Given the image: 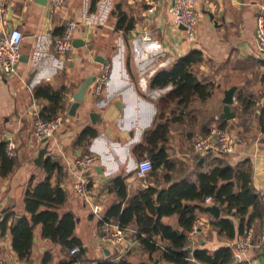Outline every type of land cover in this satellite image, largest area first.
<instances>
[{
  "label": "crops",
  "instance_id": "1",
  "mask_svg": "<svg viewBox=\"0 0 264 264\" xmlns=\"http://www.w3.org/2000/svg\"><path fill=\"white\" fill-rule=\"evenodd\" d=\"M50 1L41 4L36 0H7L4 12L6 25L17 26L24 37L18 72L7 75L0 70V140L17 143L13 156L16 165L7 175L0 173V223L8 214L16 219L30 217L25 210V190L29 183H39L49 176L51 183L60 185L67 196L56 210L61 216L66 212L75 215L73 233L84 247L73 264H99L122 257L132 264L150 259L155 264H171L160 251L144 249L132 225L127 226L128 238L119 245L103 243L100 238L102 218L117 220L106 216L108 209L121 202L124 208L127 199L143 185L135 176L138 161L145 156L153 161L160 151L165 152L166 160L151 170L148 184L162 189L185 178L196 179L197 171L211 168L215 156L233 166L251 158L253 185L264 200V52L260 53L255 45L256 21L264 0H196L200 18L196 40L190 42L185 29L174 23L168 10L172 0H66L55 12L49 11ZM152 6L155 9L151 13L148 8ZM120 13L133 22L129 31L117 28ZM70 20L77 22L74 38H81L84 44L60 54L55 41ZM192 49L203 54V60L193 69L201 83H211L210 95L202 99L192 94L188 104L177 98L162 103L176 85L153 86L154 76L171 69L179 57ZM99 55L112 67L105 88L95 96L91 83L76 114H70L73 94L81 81L99 73ZM45 84L63 90L66 108L60 112L64 115L63 126L42 142L33 134V120L42 117L48 103L47 98L36 96V87ZM232 86L235 102L231 107L236 113L226 119L220 113L225 91ZM92 111L100 114L96 123L91 121ZM213 126L231 131L236 139L232 152L195 151L196 137ZM158 127L159 134L150 138L149 133ZM85 128L94 129L96 134L78 141ZM46 145L47 153L39 165L35 158ZM86 151L95 152L98 159L90 199L77 195L73 188L79 173L75 159ZM48 156L56 167L46 168ZM120 176L126 180L127 197L110 189ZM199 216L211 220L214 215L209 211ZM230 218L237 235L241 218L234 213ZM161 220L176 227L179 215H164ZM8 223L12 224V218ZM254 228V245L246 255L232 246L235 237L228 238L211 223L190 239V247L211 251L233 247L247 264H264V235L256 223ZM33 234L31 258L26 261L12 247L10 229L2 233L0 228V254L7 264H28L31 259V264H45L47 255L50 259L46 264H61L75 254L72 247L65 248L45 237L41 223L34 224ZM157 242L164 244L166 240L158 236Z\"/></svg>",
  "mask_w": 264,
  "mask_h": 264
},
{
  "label": "trees",
  "instance_id": "2",
  "mask_svg": "<svg viewBox=\"0 0 264 264\" xmlns=\"http://www.w3.org/2000/svg\"><path fill=\"white\" fill-rule=\"evenodd\" d=\"M96 0H94L95 2ZM117 28L129 31L133 22L127 20L120 13L116 23ZM203 60V54L199 49H192L189 53L179 57L169 70H163L156 74L152 80L154 86H166L175 84L173 91L163 99L162 103H169L175 98L181 103L188 104L192 94H197L205 99L210 95L211 83H201L194 72L193 66ZM36 96L47 98L42 117L44 119L56 116L66 108L63 90H54L49 85L36 87ZM160 127L149 133V137L159 134ZM264 130V121L262 123ZM92 128H85L78 136V141L84 137L95 135ZM206 134V133H205ZM7 143L0 140V173L7 175L16 165L14 157L6 154ZM46 168L56 167V162L48 156L45 159ZM166 160L165 152L160 151L153 156V170ZM211 168L196 172V179L185 178L175 181L169 186L160 189L152 184L139 186L137 192L127 199V205L122 208V202L112 205L106 212V216H114L125 226L132 225L137 231V239L147 251L161 252L162 258L171 264H198L197 261L187 259L194 256L203 264H247L235 254L233 247L222 246L213 251L206 248L190 249L189 231L194 220L200 212L208 213L205 204L207 196H213L223 214L219 217L213 216L210 220L211 226L224 233L228 238H234L236 228L231 214L241 218V229L251 221L264 235V200L262 195L253 185V163L251 158L240 161L237 165H231L215 156L211 159ZM111 190L120 197H127V183L120 176L113 180ZM25 210L30 217L23 215L16 219L12 214L0 223L1 232L7 228L13 234L12 247L21 259L28 261L31 258V247L33 243V226L42 224V233L45 237L59 242L65 248L79 245L78 253L68 257L61 264H73L80 258L84 247L82 242L74 236L76 225L75 215L66 212L59 215L56 208L66 201V193L60 185H53L47 176L46 180L39 183H29L25 190ZM179 215L178 225L172 226L164 223L161 219L164 215ZM12 224L9 226V220ZM161 236L166 243L157 242ZM50 255L45 256V264ZM99 264H132L122 257L118 260L104 261ZM139 264H155L153 259L141 261Z\"/></svg>",
  "mask_w": 264,
  "mask_h": 264
},
{
  "label": "built area",
  "instance_id": "3",
  "mask_svg": "<svg viewBox=\"0 0 264 264\" xmlns=\"http://www.w3.org/2000/svg\"><path fill=\"white\" fill-rule=\"evenodd\" d=\"M66 0H51L49 2V11L55 12L64 5ZM7 0H0V70L8 74H16L17 63L21 57V44L24 33L17 26L6 25L4 12L6 10ZM264 10V5L261 6ZM154 6L149 7L148 11L153 12ZM172 14L174 23L183 25L186 38L190 41H195L197 37V26L200 18V11L196 8V0H172L168 9ZM258 14L256 21V37L255 45L260 53L264 52V11ZM77 27L75 20H70L62 29V34L55 41V49L60 54L67 53L73 48L74 30ZM146 36V35H145ZM143 36V37H145ZM99 73L92 82L95 96H100L105 88L112 67L111 62L104 60L100 63ZM64 115L57 114L51 118L44 119L41 116H36L33 120V134L39 140L53 136L62 126ZM6 145V154L10 156L16 155L17 143L12 139L8 140ZM236 139L229 129L213 126L203 135H198L194 142V149L198 153L214 152L226 154L232 152L235 148ZM76 166L78 168L77 179L73 182V188L77 195L91 198L93 187L95 186L94 167L97 162V155L93 151L83 152L77 157ZM153 168V161L149 157H142L137 164L135 176L143 185L148 184L149 173ZM206 202H212L213 196H207ZM210 220L205 216H198L189 231L190 239L194 238L197 233L207 228ZM254 221L243 226V229L235 236L232 246L241 255H246L254 245ZM135 231V230H132ZM102 235L101 241L113 245H119L128 238V227L120 223L119 220H114L111 217L102 218ZM137 233V231H135ZM79 247L71 248L72 253L79 252ZM187 259L197 261L194 256H188ZM198 264H203L197 261ZM0 264H7L6 259L0 254Z\"/></svg>",
  "mask_w": 264,
  "mask_h": 264
},
{
  "label": "water",
  "instance_id": "4",
  "mask_svg": "<svg viewBox=\"0 0 264 264\" xmlns=\"http://www.w3.org/2000/svg\"><path fill=\"white\" fill-rule=\"evenodd\" d=\"M38 1L39 3H43V4H46L47 3V0H36ZM210 12V11H209ZM211 13V16H214V14L212 12ZM182 28H184L183 25H181ZM84 44V41L81 40V38H74L73 39V46L74 47H79L80 45H83ZM98 60H100L101 62L104 61V57H102L101 55H99V58ZM95 75H92V76H89L87 77L86 79H84L83 81H81V84H80V88L78 89V91H76L74 94H73V101L72 103L70 104V109H69V113L70 114H73L75 115L76 114V111L77 109L81 106L83 100L85 99V93H86V90L88 89L89 85L94 81L95 79ZM234 91H235V86H232L230 88H227V90L225 91V95H224V98H223V101H224V107H223V111L220 113V117H223V118H231L233 116H235V110L232 109V104L235 102L234 100ZM99 116L100 114L96 111H92L90 112V117H91V121L93 123H96L99 119ZM47 140V137L42 139L41 141L42 142H46ZM47 150H48V146H44L40 149L37 157L35 158V161L40 165L42 164L43 162V157L44 155L47 153ZM8 208H4L2 209V212L6 211ZM206 209L207 211H210L211 213H213V215L215 217H219L221 215V210H220V207L217 203L215 202H212V204H209V205H206ZM190 249H193L192 247L189 246ZM33 262V259H31L29 261L28 264H31Z\"/></svg>",
  "mask_w": 264,
  "mask_h": 264
},
{
  "label": "rangeland",
  "instance_id": "5",
  "mask_svg": "<svg viewBox=\"0 0 264 264\" xmlns=\"http://www.w3.org/2000/svg\"><path fill=\"white\" fill-rule=\"evenodd\" d=\"M39 140V139H38Z\"/></svg>",
  "mask_w": 264,
  "mask_h": 264
}]
</instances>
